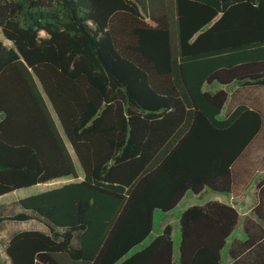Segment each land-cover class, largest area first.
<instances>
[{"label": "trees", "instance_id": "trees-1", "mask_svg": "<svg viewBox=\"0 0 264 264\" xmlns=\"http://www.w3.org/2000/svg\"><path fill=\"white\" fill-rule=\"evenodd\" d=\"M0 29V198L74 180L17 202L7 219L48 233L14 234L10 264H223L240 214L219 202L182 213L178 261L171 225L129 255L156 211L240 195L264 165V114L221 120L229 93L205 90L264 87V0H0ZM257 190L233 264H264Z\"/></svg>", "mask_w": 264, "mask_h": 264}, {"label": "rangeland", "instance_id": "rangeland-1", "mask_svg": "<svg viewBox=\"0 0 264 264\" xmlns=\"http://www.w3.org/2000/svg\"><path fill=\"white\" fill-rule=\"evenodd\" d=\"M0 35H1V29H0ZM47 35L45 33H41V37H46ZM2 37V35H1ZM3 42L8 47L12 46V43L8 40H5L3 37ZM225 89V90H231L232 86L223 87L219 84H214L211 87H206V91L210 92H216L218 90ZM227 104L220 115V119H225L226 114L228 112ZM74 160L77 163V160L74 156ZM79 175L81 176L80 180L83 177V173L81 168L77 165ZM73 182L72 179H63V180H57L51 183L47 184H39L30 188L21 189L18 191H15L13 193H10L2 198H0V219H4V221L1 224V231H0V264H7L8 258L5 253V246L7 244V241L12 237L13 234L25 232V231H46L47 227L45 225H39V224H31L28 222H13L7 218H10L16 214H19L21 210L17 206V202L21 199L37 195L40 193H43L45 191L57 188L62 186V184H66L67 182ZM215 199L221 200L224 199V201H227L228 196L224 194H218L211 190H206V192L200 196L194 195L193 193L189 192L185 198L182 200V202L178 205V207L170 212V213H162L160 211H156L155 213V221H154V229L151 234V236L144 242L143 245L137 247L134 249L129 256L135 254L136 252L142 250L145 248L155 237L160 235L164 229L165 225H171L174 229L173 232V241H174V257L175 260L178 261L179 257V245H180V224L179 220L182 215V213L191 206H202L207 202L214 201ZM178 264V263H177Z\"/></svg>", "mask_w": 264, "mask_h": 264}, {"label": "crops", "instance_id": "crops-1", "mask_svg": "<svg viewBox=\"0 0 264 264\" xmlns=\"http://www.w3.org/2000/svg\"><path fill=\"white\" fill-rule=\"evenodd\" d=\"M231 86H232L231 90L227 91V90L223 89V90L227 91L230 95V100H229L230 107L229 108L235 109V108H238L240 106H246L252 110H255V111H258V112L264 114V87H251V86L239 87L236 84L231 85ZM261 180H264V165H263V163H260V168L258 169L255 176L250 181L248 187L240 195H237V196L227 195L228 196L227 201H224V199H221V200L215 199L214 201H210V202H219L222 204L232 206L240 214L239 224H238L236 230L234 231V233L232 234V236L228 239L227 245H226L224 251L222 252L223 264H233L234 260L231 257V251L235 252L237 247L239 246V244L242 242H245L248 239V235L245 231L246 224L248 223V226L251 230V233L255 231L254 229L251 228V224L252 223L260 224V220L254 215L253 210L258 205V193L259 192L257 190V184ZM70 182L71 181H69L67 183H70ZM64 184H62V185H64ZM205 192L206 191H204L202 194H204ZM202 194H200V195H202ZM200 195H198V196H200ZM207 203H209V202H207ZM207 203H205V204H207ZM154 221H155V219H154ZM28 223L43 225L42 223H40L36 220L29 221ZM37 231L42 232V233H48V229H46V231H40V230H37ZM10 239L7 241V244L5 246L4 251H6V248H7V245L9 243ZM244 254H245V252L240 253L239 256L241 257ZM7 264H10V262L7 261Z\"/></svg>", "mask_w": 264, "mask_h": 264}]
</instances>
